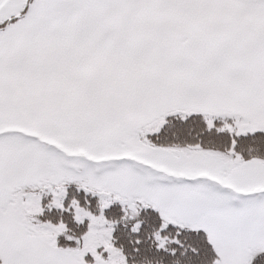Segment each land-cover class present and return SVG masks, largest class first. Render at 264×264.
I'll return each mask as SVG.
<instances>
[{"label":"snow or ice","instance_id":"6c2138e0","mask_svg":"<svg viewBox=\"0 0 264 264\" xmlns=\"http://www.w3.org/2000/svg\"><path fill=\"white\" fill-rule=\"evenodd\" d=\"M0 264H264V0H0Z\"/></svg>","mask_w":264,"mask_h":264}]
</instances>
